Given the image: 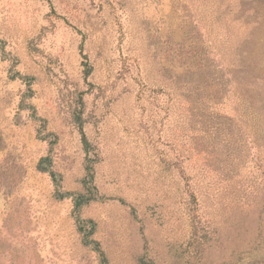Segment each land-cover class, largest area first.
<instances>
[{
	"label": "rangeland",
	"instance_id": "374dc122",
	"mask_svg": "<svg viewBox=\"0 0 264 264\" xmlns=\"http://www.w3.org/2000/svg\"><path fill=\"white\" fill-rule=\"evenodd\" d=\"M0 41V264H99L47 158L107 264H264V0H0Z\"/></svg>",
	"mask_w": 264,
	"mask_h": 264
},
{
	"label": "trees",
	"instance_id": "16d2710c",
	"mask_svg": "<svg viewBox=\"0 0 264 264\" xmlns=\"http://www.w3.org/2000/svg\"><path fill=\"white\" fill-rule=\"evenodd\" d=\"M0 51H1V54H3V56H4V47H3V44L1 43V41H0ZM13 64L14 63H12V65ZM10 76L12 79H19L25 84L26 91L24 92V97L20 100L21 108L27 109L32 121L34 123H37L41 128H43L44 123H43L42 119L37 117V115L35 114L34 108L29 104L24 105L25 100H27L26 98H30L31 94H32L31 79L28 77H23V76L19 75V73H17V72H13ZM22 104H23V106H22ZM186 104H188V103L186 102ZM183 110H184V108L181 107V111H183ZM41 128H39V129H41ZM39 129H37V137L38 138H39V132H40ZM48 136H49V134H45L44 137H42L41 139L46 141L49 138ZM81 142L83 143L84 151L86 153H88L89 145H88L84 135L81 136ZM43 160H41L39 166L42 168L41 170H43L45 173H47L50 176V178L53 182V185L55 187V191H56L57 196L60 199H65V198L70 199L72 202V213L74 214V220H75L77 230L82 235V243L98 255L99 264H107L106 260L104 258V254H103V252L99 246V243L97 241H95L92 237L94 230H95V223L92 220L84 219L80 216V212H81L83 207L90 204L91 202L99 201L101 199V197L98 195L97 189L94 185L93 167L88 165L90 161H88V163L85 165L86 174H85V177L82 181L83 182L82 183V192H80V193H63L57 185L58 180L56 177V173H54L53 171H51L49 169L50 159L47 158L45 160V163H46L45 165H42V163L44 162ZM261 160H262V158L258 159L259 162Z\"/></svg>",
	"mask_w": 264,
	"mask_h": 264
}]
</instances>
